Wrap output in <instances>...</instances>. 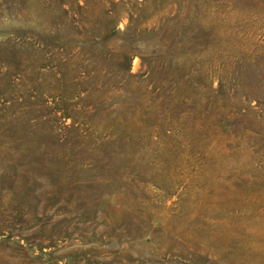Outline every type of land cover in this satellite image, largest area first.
Masks as SVG:
<instances>
[{
  "label": "rangeland",
  "instance_id": "rangeland-1",
  "mask_svg": "<svg viewBox=\"0 0 264 264\" xmlns=\"http://www.w3.org/2000/svg\"><path fill=\"white\" fill-rule=\"evenodd\" d=\"M0 264H264V0H0Z\"/></svg>",
  "mask_w": 264,
  "mask_h": 264
}]
</instances>
